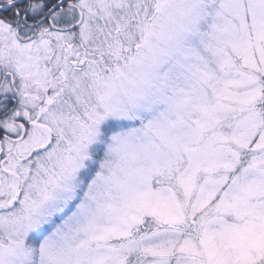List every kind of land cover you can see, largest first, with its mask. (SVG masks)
<instances>
[{
  "label": "snow or ice",
  "instance_id": "snow-or-ice-1",
  "mask_svg": "<svg viewBox=\"0 0 264 264\" xmlns=\"http://www.w3.org/2000/svg\"><path fill=\"white\" fill-rule=\"evenodd\" d=\"M0 264H264V0H0Z\"/></svg>",
  "mask_w": 264,
  "mask_h": 264
}]
</instances>
